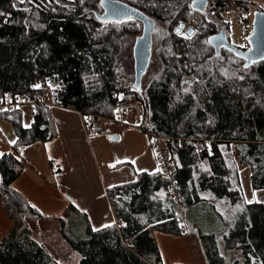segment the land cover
<instances>
[{"label":"trees","instance_id":"16d2710c","mask_svg":"<svg viewBox=\"0 0 264 264\" xmlns=\"http://www.w3.org/2000/svg\"><path fill=\"white\" fill-rule=\"evenodd\" d=\"M127 2L170 26L183 7L182 0ZM100 9L99 0H0V105L32 106L28 128L20 108L0 109L17 137L0 156V203L11 222L0 241V264H60L32 237V225L43 219L59 223L80 256L77 264H161L157 231L196 235L208 263L222 264L213 228L224 227V220L202 195L238 209L222 237L227 250L241 253L231 264H264V206L247 203L243 189L247 180L252 191L264 188V61L243 68L228 51L214 54L204 43L207 34L169 37L158 48L169 52L157 60L158 73L136 89L128 84L122 34L96 19ZM129 101L142 108L136 127L165 140L174 167L170 177L140 172L107 189L113 225L93 230L72 205L44 218L12 188L23 170L21 149L57 137L52 105L77 111L87 126L90 115L110 118ZM171 180L181 192L186 231L166 194ZM196 211L207 222L214 217L211 233L200 232Z\"/></svg>","mask_w":264,"mask_h":264},{"label":"crops","instance_id":"0c3cea01","mask_svg":"<svg viewBox=\"0 0 264 264\" xmlns=\"http://www.w3.org/2000/svg\"><path fill=\"white\" fill-rule=\"evenodd\" d=\"M8 104L7 100L5 105ZM12 107L20 108L24 127L31 125L32 106L29 102ZM50 110L57 137L46 143H32L17 155L23 170L13 181L12 188L31 206L35 205L34 208L44 218L57 216L72 205L86 216L93 230L113 225L115 220L107 189L134 181L135 173L159 171L151 136L136 127L134 117L126 120L125 116L122 124L107 123L108 134L100 136L87 131L77 111L53 105ZM12 140L16 141L17 137L11 123L0 117V153L11 152L13 144L9 141ZM202 196L222 215V209L215 200ZM235 217L230 219L234 221ZM45 220L57 222L51 219L41 221ZM10 226L0 203V241ZM154 239L161 264H209L196 235H171L157 231ZM129 240L124 237L123 244H128ZM235 259L237 257L233 258L232 254L226 258L223 255L222 264L232 263Z\"/></svg>","mask_w":264,"mask_h":264},{"label":"rangeland","instance_id":"374dc122","mask_svg":"<svg viewBox=\"0 0 264 264\" xmlns=\"http://www.w3.org/2000/svg\"><path fill=\"white\" fill-rule=\"evenodd\" d=\"M259 8H264V1H263V5H261V7ZM253 15H254L253 13L249 15L251 24L253 21ZM124 27L131 29L133 25L125 24V25H122V27L115 26L114 29L116 30L117 34H119L123 32ZM226 27H227L226 33H227L230 43L235 47L241 48L243 44L246 42L245 41L246 36L251 32L252 26L251 25L247 26L248 34L245 33L246 30H244L242 26L239 25L236 19L230 20ZM136 36L133 35L132 37L125 38L123 42V46H122V53H123L122 56L124 60L128 62V66L126 67L125 70L128 74L131 73V76H132L130 80H128V84L131 86H133V83H134V67H133L134 62H133V59L131 58V54H132V46H133L134 39ZM126 72L125 74L127 75ZM157 73H158L157 60L153 59L150 62V65H149L148 70L146 71V74L142 78V85L152 80ZM124 114L126 116L125 118L126 120H129L130 118L133 119L134 115L136 114V109L133 107L129 110H125ZM160 144L163 146L162 141ZM227 155H230V154H227ZM229 159H230V156H229ZM241 180H242V175H241ZM243 189L245 192V200L247 199L248 201H252V202L255 201L257 203H261L264 206V188H259L255 191H252V189L250 188V183L247 180L246 184L243 186ZM253 192H255V198H253ZM216 202L218 203L219 208L222 209L221 210L222 215L220 214V216L224 220V223H223L224 227L220 228L218 226L217 229L213 228L218 250L221 254L225 256V258L229 254H232L233 258L237 257V259H241L240 250H233V251L227 250L224 247V243L222 239L224 235L223 233H226L232 225V219L230 218L235 215L238 209L235 206H228L225 204L223 205V203L219 201H216ZM196 215L199 218L197 221V224H198V229L200 230V232L203 235H205L206 233H211V229L209 227L211 226V224L214 225V217L212 216V219L210 220V222H207L203 220V215L200 216L197 213V211H196ZM32 237L36 241H38L60 264H77L78 263L80 256L62 238V235L60 232V225L58 222L52 223L48 220H45V221H39L36 224H33L32 225ZM206 248L208 249V252L211 253V247L209 246L208 243L206 244Z\"/></svg>","mask_w":264,"mask_h":264},{"label":"water","instance_id":"95a60500","mask_svg":"<svg viewBox=\"0 0 264 264\" xmlns=\"http://www.w3.org/2000/svg\"><path fill=\"white\" fill-rule=\"evenodd\" d=\"M102 0H99L101 6ZM205 3H201V11L204 8ZM103 12L95 15L96 19L101 23H108L110 21H121L126 18H133L140 21L143 24V33L136 39L133 56H134V83L133 87L136 89L141 88V81L146 73L149 65V59L151 55V31L153 30V21L143 15L137 9H134L119 1L103 0ZM251 32L246 36V42L248 44L247 49H242L231 45L226 36L221 34H215L210 36L213 42L210 44L215 49V54H218L221 48H225L230 51L235 57L243 61V68L251 66L253 61L255 63L264 61V12L257 11L253 15V21L251 25ZM248 65V67H245Z\"/></svg>","mask_w":264,"mask_h":264},{"label":"built area","instance_id":"2783aa9c","mask_svg":"<svg viewBox=\"0 0 264 264\" xmlns=\"http://www.w3.org/2000/svg\"><path fill=\"white\" fill-rule=\"evenodd\" d=\"M212 3V11L223 21L229 22L232 19H236L240 26L248 33L247 26L251 25L249 15L254 13L261 5L264 0H210ZM1 107V106H0ZM3 108H11L12 105H4ZM136 109L134 120L138 122L142 115V108L139 104L134 101H129L120 104L116 107L115 113L110 118H104L100 115H90L87 122L86 129L91 134L100 136H106L108 129L107 123L122 124L125 118V110L131 108ZM151 146L156 153V160L158 164V170L165 176L170 177L173 172L174 162L171 159L166 147L165 140L158 136H151ZM164 144L163 146L160 144ZM166 194L175 202L177 206V216L180 220V226L183 231L187 230V224L184 218L182 196L178 186L174 181H170L166 188Z\"/></svg>","mask_w":264,"mask_h":264},{"label":"flooded vegetation","instance_id":"af4514ba","mask_svg":"<svg viewBox=\"0 0 264 264\" xmlns=\"http://www.w3.org/2000/svg\"><path fill=\"white\" fill-rule=\"evenodd\" d=\"M113 1H119V2L126 4V5L134 8V9H137L143 15H145L147 18H149L153 21V30L151 31V55H150V59H149V65L153 59L154 60H161V59H165L167 57V53H169V52L159 53L157 49H158V47H160L162 45H167L168 42H166V40L169 39V37L170 38H181V39L185 40L181 35H177L175 32V29L179 26V24L181 22H183V24H184V29H183L184 32H187L189 29H192L193 31H196L197 35L198 34H207V40H209L210 36H212V35L223 33L226 36L228 42L230 43L229 38H228L227 33H226V29H227L226 26L228 25V22H225L222 19H220L212 11V3L210 0H202L205 3L202 11L201 10L196 11L194 8L190 9L189 8L190 0H182L183 1V7L181 9L180 16H178V19L173 26L166 25L164 22H160L157 19L156 15H153L151 12L147 11L143 6L130 4L129 2H127L128 0H113ZM200 7H202V6L200 5ZM100 8H101V6H100ZM257 11H262V10H260L258 8L255 12H257ZM102 12H103V10L101 8L100 11L97 12V14L102 13ZM189 12H191V16H189V14H188ZM104 24H107L108 31L115 33L116 35H117V32L114 29L115 26L122 27V25H125V24H132L133 25V27L131 29L124 27L123 32L121 34H122V46H123V42H124L125 38L132 37L133 35H135V36L137 35L134 39V43L132 46V54H131V58L133 59V62H134L133 48H134L136 39L139 38L143 33V24L140 21L133 19L131 17H130V19L126 18V19L121 20V21H110V22L104 23ZM155 29H158L159 31H156ZM248 47L249 46H248L247 42H245L241 48L247 49ZM223 50L228 51L225 48H221L219 53L222 52ZM213 51L215 54L214 48H213ZM228 52H230V51H228ZM149 65H148V68H149ZM133 67H134V64H133ZM148 68H147V70H148ZM141 84H142V81H141Z\"/></svg>","mask_w":264,"mask_h":264},{"label":"snow or ice","instance_id":"6c2138e0","mask_svg":"<svg viewBox=\"0 0 264 264\" xmlns=\"http://www.w3.org/2000/svg\"><path fill=\"white\" fill-rule=\"evenodd\" d=\"M29 2H31V0H29ZM81 2H83V0H81ZM201 3H202V0H190L189 8L190 9L194 8L196 11H200L201 10V7H200ZM101 6L103 7V0L101 3ZM0 14H2V13H0ZM188 14H189V16H191V12H189ZM129 19H130V17H129ZM183 29H184V24H183V22H181L179 24V26L175 29V32L177 35H181L186 40H191L193 38V36H195L197 34L196 31H193L192 29H189L187 32H184ZM155 30L159 31L158 29H155ZM212 42L213 41L211 39L204 41V43H207V44H212ZM262 59H264V57H262ZM253 63H255V61H253ZM245 67H248V65H245ZM35 87L39 88L40 85L39 84L35 85ZM3 111H7V109H4ZM25 127H30V125L26 124ZM9 143L14 145V144H16V141L12 140V141H9ZM21 153H23V149H21ZM3 155H5V154L0 153V156H3ZM49 158L51 159V157H49ZM17 159H19V157H17ZM57 163H59V161H57ZM132 163H135V161H132ZM112 166H114V165H112ZM253 198H255V192H253ZM246 202L251 203L252 201H248L246 199ZM33 207H35V205H33ZM104 227H110V225H104Z\"/></svg>","mask_w":264,"mask_h":264}]
</instances>
